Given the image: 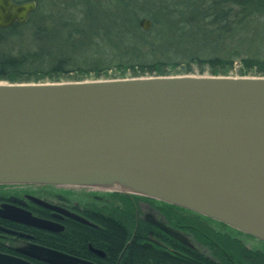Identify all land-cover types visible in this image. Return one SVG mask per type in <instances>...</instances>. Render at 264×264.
Listing matches in <instances>:
<instances>
[{"label":"water","instance_id":"water-1","mask_svg":"<svg viewBox=\"0 0 264 264\" xmlns=\"http://www.w3.org/2000/svg\"><path fill=\"white\" fill-rule=\"evenodd\" d=\"M35 9L34 1L0 0V29L25 24ZM137 25L148 31L151 21ZM0 185L144 197L264 243V76L0 81ZM158 228L191 248L180 233ZM37 258L74 264L46 250Z\"/></svg>","mask_w":264,"mask_h":264},{"label":"trees","instance_id":"trees-1","mask_svg":"<svg viewBox=\"0 0 264 264\" xmlns=\"http://www.w3.org/2000/svg\"><path fill=\"white\" fill-rule=\"evenodd\" d=\"M26 1L36 3L35 11L25 24H14L10 28L0 29V48L8 40L6 36L8 32L28 26L32 31L30 38L32 51L13 55L0 50V81L3 82L55 83L121 79L128 76L129 70V77L188 75L193 72L190 68L191 63L198 67L200 75L206 72L212 76H264V57L246 56L238 57L239 59L236 60L239 52L226 53L233 45L224 43L228 35L230 39L236 34L240 36L238 32L246 29V26L243 27L244 23L250 24L258 20L259 16L264 17V0H198V2L178 4L184 9L189 7L195 9V13L188 16L179 15V20L186 28L183 34L187 35L194 24L192 36H189L196 38L199 35L200 38L213 39L215 45L212 50L216 51L205 57L194 54L185 62L171 60L176 56L168 57L167 60L146 62L137 55L147 42H143L138 35L141 31L134 23L137 12L131 5L133 0H106V2L85 0L86 2L83 1L80 5V17L77 19L76 16L67 19L57 17L41 7L39 0ZM110 9L125 11L128 15L112 13L109 12ZM150 18L152 26H156V17ZM241 42L242 38L236 40V44ZM217 43H221L222 49ZM152 45L154 44H150L147 55L155 54L151 51L154 49ZM102 46H108L112 53L123 54L124 59L104 60L100 56H94L91 59L77 61L69 57L72 56L69 54L71 52H92L95 49L97 50L95 52H99ZM180 63H183L184 67L181 71H176ZM108 71H117V73L115 76H110ZM124 239L125 230L122 227L118 226L115 229L108 225L104 227L103 240L100 244L115 253L122 248ZM131 247L135 250L127 253L122 264L163 263L156 257L155 251L145 250L137 244ZM186 254L183 261L185 264H212L196 253ZM245 255L246 264H264V256L259 255L257 260L250 250L245 251Z\"/></svg>","mask_w":264,"mask_h":264},{"label":"flooded vegetation","instance_id":"flooded-vegetation-1","mask_svg":"<svg viewBox=\"0 0 264 264\" xmlns=\"http://www.w3.org/2000/svg\"><path fill=\"white\" fill-rule=\"evenodd\" d=\"M18 215L46 222L51 229L25 224L14 217ZM108 225L125 230L123 246L115 253L100 244ZM158 226L180 233L191 248ZM133 244L155 251L162 264H185L188 252L212 264H246V245L257 260L264 256L263 242L153 199L77 187L0 185V264H51L37 258L41 250L74 264H122L135 250Z\"/></svg>","mask_w":264,"mask_h":264},{"label":"rangeland","instance_id":"rangeland-1","mask_svg":"<svg viewBox=\"0 0 264 264\" xmlns=\"http://www.w3.org/2000/svg\"><path fill=\"white\" fill-rule=\"evenodd\" d=\"M12 1L17 3L26 2V0ZM83 1L85 0H39L41 7L54 13L55 16L62 19L71 18L73 16H76L75 19L79 18L81 12L80 5H82ZM90 1L97 2L98 0ZM190 1L198 2V0H133L131 2L132 7L137 12V17L134 18V23L136 25L142 18L151 20V16H155L157 22L156 26H152L151 23V28L148 31H143L138 27L141 31L138 35L143 42H147V45H145V47L142 48L137 55L143 58V60H146V62L151 60H167L168 57L173 56H176V58L171 60L185 62L188 61V57H191L194 54L205 57L207 54L216 53L215 50H212V47L215 45L213 39L209 37L200 38L199 35L196 38L189 36L193 33L192 28H195L194 24L187 32V35L183 34L186 32V28L183 27L181 20H179V15L184 14L183 16H188L189 14L195 13V9L194 7L184 9L181 6H178V4L181 5V3H190ZM86 8L87 7H85V9ZM109 12L128 15L125 11H118L115 9H110ZM169 14L171 16H169ZM244 24L245 25L243 27L246 26V29H242L238 32L240 36L236 34L233 39H230L228 35L224 40L225 44L228 45V43H231L233 45L228 50L229 52L226 53L238 51L239 53L236 60L239 59L238 57L246 56L264 57V17L259 16L258 20L252 21L250 24ZM31 34L32 31L28 26L16 28L12 32H8L6 34L8 40L5 41L6 43L2 46V48H0V50L13 55L24 53L25 51H32L30 40ZM241 38L242 42L236 44V40ZM150 44H154L152 45L154 49L151 50L155 53L154 55H147V52L150 50ZM217 46L222 49L221 43H217ZM95 51L97 50L95 49L92 52H71L69 54H72V56L69 57H73L77 61L82 59H91L94 56H100L104 60H117L118 58L124 59L123 54L112 53L108 46L100 47L99 52ZM219 52L221 53V51ZM183 67V63H180V65L176 68V71H181ZM190 68L193 70V75H200L198 74V67H196L193 63H191ZM108 72L110 76H115L117 73V71ZM127 75L128 76L125 78H130V70L127 72ZM202 75L208 74L205 72ZM234 76L236 75H233L232 77ZM246 248L250 251L253 250L248 245H246Z\"/></svg>","mask_w":264,"mask_h":264}]
</instances>
